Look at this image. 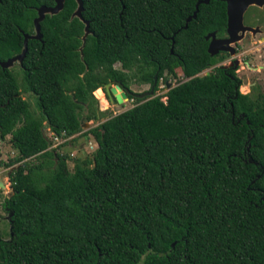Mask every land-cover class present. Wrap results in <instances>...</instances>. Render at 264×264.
<instances>
[{
    "label": "trees",
    "instance_id": "16d2710c",
    "mask_svg": "<svg viewBox=\"0 0 264 264\" xmlns=\"http://www.w3.org/2000/svg\"><path fill=\"white\" fill-rule=\"evenodd\" d=\"M82 1L83 43L64 0L27 40L20 83L0 67V139L16 151L0 264H264V90L240 93L234 69L215 66L224 55L206 51L204 35L224 31V2L198 5L183 29L195 0ZM52 4L0 0V60L20 52L17 27L32 32L34 8ZM177 68L185 80L164 101L135 98L88 128L96 147L68 169L50 140L99 117L95 88Z\"/></svg>",
    "mask_w": 264,
    "mask_h": 264
},
{
    "label": "rangeland",
    "instance_id": "374dc122",
    "mask_svg": "<svg viewBox=\"0 0 264 264\" xmlns=\"http://www.w3.org/2000/svg\"><path fill=\"white\" fill-rule=\"evenodd\" d=\"M245 21L252 24L254 19L250 17L249 14H247ZM259 35L260 34H255V36L251 37L248 35V33H246L245 38L239 41L236 54L224 55V59L215 64L217 67H232L234 69L236 76L239 77L241 81L238 91L243 94L251 93L253 86L257 87V89L264 90V41L258 42L255 40ZM11 70L15 76L19 75L18 82L20 83L21 71L19 66L14 63ZM208 71H210V68L203 70L199 74L201 75ZM164 77L168 79L171 86L185 80L178 68L175 69L174 74L168 75L164 73L162 79ZM162 79L158 80L157 90L153 95H151V97L159 95L160 99L164 101L165 90H163ZM146 87L147 85L144 83H134L133 81L130 82V89L135 93L142 92L146 89ZM94 93L96 96H98V110L102 112L99 117L97 119L88 121L82 119L81 129L76 134L68 137L67 139L50 140L51 146L62 144L57 150L60 153L68 154L69 157L66 163L69 170H72L76 159H83L85 156H90L91 152L96 147L95 141L91 135L82 134L88 128L95 126L110 116L130 108L135 103V100L128 99L126 101L123 100L122 103L113 102L107 104L103 101L98 91H95ZM21 96L29 102V106L33 111L36 110L34 104V95H30L28 92H22ZM100 107H102V109H100ZM43 133L50 138V133L46 127L43 128ZM14 155H16V151L11 145L9 135H6L3 139H0V183L3 184V187H0V239L2 240H8L10 236V225L8 220L9 212L4 208L3 200L11 193L8 174L12 170L13 166H8L6 163ZM32 161L36 162L34 159Z\"/></svg>",
    "mask_w": 264,
    "mask_h": 264
},
{
    "label": "water",
    "instance_id": "95a60500",
    "mask_svg": "<svg viewBox=\"0 0 264 264\" xmlns=\"http://www.w3.org/2000/svg\"><path fill=\"white\" fill-rule=\"evenodd\" d=\"M62 1L63 0H54L55 4L52 7H47V6H40L37 9V17L34 18L33 20V25L35 29V33L33 35H27L24 34L23 38V47L22 50L20 51L19 54L14 55L12 57H9L5 60H0V67L1 68H8L10 67L13 62L18 61L21 62L24 53L26 51V42L28 38H36L40 39L41 34L39 31V21L42 20L43 14L44 13H49V14H54L57 11H59L62 8ZM208 0H201L200 2L206 3ZM225 1L226 3V15H227V33L228 36L225 39H214L212 38L211 41L209 42L207 52L212 55L217 52V50H223V51H229L230 53L233 52V49L230 44L234 43L235 41L239 40L243 33L245 31H251L254 33L257 29H251L248 26H244L242 24V13L244 10L249 6V5H258L261 6L264 4V0H221ZM78 2V7L75 12V14L79 15V12L81 10V1L77 0ZM198 3H196L195 7L197 6ZM196 10L191 14V16L187 17L185 20V23L190 20V18L194 17ZM185 27V25H184ZM237 32L239 34H237ZM88 33L87 29V22H85L84 26V33L81 37L82 41L84 40L86 34ZM212 36L213 33H210ZM209 35L206 36V38ZM81 50V47L79 48V51ZM208 72H205L207 74ZM168 86V83H167ZM106 93L109 97V99L112 101L114 99L116 103H122L123 100H127V94H131L127 89H122L118 83H114L111 85L110 83H106L104 85ZM151 93V89L148 92H143V93H132V96L135 98H142L146 95H149ZM0 187H3V184L0 183Z\"/></svg>",
    "mask_w": 264,
    "mask_h": 264
},
{
    "label": "flooded vegetation",
    "instance_id": "af4514ba",
    "mask_svg": "<svg viewBox=\"0 0 264 264\" xmlns=\"http://www.w3.org/2000/svg\"><path fill=\"white\" fill-rule=\"evenodd\" d=\"M80 1H81V10H80V12H79V15L75 14V12H76V10H77V7H78V2H77V0H74L75 6H74L73 10L71 11L70 18L75 17V18L79 19V20L83 23V33H84L85 22H87V29H88L89 23H88V20H87V19H84L83 16H82V11H83V1H82V0H80ZM200 1H201V0H195V2H194V9H193L192 13H193L195 10H196V12H197V10H198V5H200V4H206L209 0H208L206 3H203V2H200ZM219 1H221V0H219ZM63 2H64V0L62 1V7H63ZM223 2H224V4H225V6H226L225 1H223ZM196 3H198V4H197V6L195 7ZM54 4H55V2H54V0H53V4L50 5V6H47V7H52ZM40 6H45V5H39V6H37V7L34 8V10H35V15H34V16L32 17V19H31V22H32V28H33L31 33L23 32L19 27H17V30L22 34V37H23V38H24V34H27V35H33V34L35 33V29H34V25H33V20H34V18L37 17V9H38ZM61 9H62V8H61ZM61 9H60V10H61ZM57 12H58V11H57ZM57 12H56V13H57ZM196 12H195V15H196ZM192 13H191V14H192ZM46 14H49V13H44V14H43V18H44V16H45ZM54 14H55V13H54ZM191 14L188 15L187 17L191 16ZM225 14H226V8H225ZM247 14H249V16L252 17V18L254 19V21H253L252 24H251V23H248V22L245 21V17H246ZM50 15H51V14H50ZM195 15H194V17H195ZM187 17H186V18H187ZM194 17L190 18V20L193 19ZM247 17H248V16H247ZM43 18H42V19H43ZM186 18L184 19V25H185V27H184V25L182 26L183 29L186 28L187 23L190 21V20H189V21H187V22L185 23ZM40 21H41V20H40ZM40 21H39V23H40ZM242 24H243L244 26H248V27H250L251 29H257V30H256L254 33H252L251 31H245V32L243 33L242 37H241L239 40H237V41H235L234 43L230 44L231 47H232V49H233V52H232V53H230L229 51L217 50V52H216L215 54H212V55H234V54H236V49H237V47H238V45H239V41H241L242 39L245 38L246 33H248V35H250L251 37L255 36V34H260L255 40L258 41V42H259V41L263 42V41H264V4L261 5V6H258V5H249V6L244 10V12L242 13ZM226 29H227V15H226V21H225L224 31H223L222 34L216 35V32H215V31H211V32H208L207 34L204 35V39L207 40L206 51H207V48H208L209 42L211 41L212 38L217 39V40H220V39H225V38L229 37ZM178 30H179V29H177L176 31H173L172 34L169 36V40H170L169 53H170V54L172 53L173 35H174ZM39 31H40V26H39ZM89 32H90V31H89V29H88V33H89ZM83 33H82V35H83ZM88 33H87V34H88ZM210 33H213V35L211 36ZM40 34H41V32H40ZM87 34H86V35H87ZM237 34H239V33L237 32ZM82 35H81V37H82ZM207 35H209V36L206 38ZM81 37H80V39H81ZM85 37H86V36H85ZM40 38H41V37H40ZM28 39H31V38H28ZM28 39H27V40H28ZM32 39H36V38H32ZM84 39H85V38H84ZM260 39H261V40H260ZM81 41H82V39H81ZM83 41H84V40H83ZM83 41H82V43H83ZM26 44H27V42H26ZM22 47H23V39H22ZM80 47H82V45L79 46L77 49L79 50ZM21 50H22V48H21ZM21 50H20V51H21ZM19 53H20V52H19ZM19 53H17V54H19ZM207 53H208V52H207ZM17 54H15V55H17ZM24 54H25V53H24ZM208 54H209V53H208ZM209 55H210V54H209ZM13 56H14V55H13ZM11 57H12V56H11ZM14 63H16V65L19 66V64H20L21 62L15 61V62H13V64H14ZM13 64H12V65H13ZM12 65H11L10 67H12ZM114 67L119 68L123 73H124V72L127 73V70L124 69V68H122L119 62L114 63ZM8 68H9V67H8ZM131 79H132V78H129L128 76L125 75V79H124V81L127 82L126 85H125L123 82H121V81H119V80H117V79H112V80H110V81H108V82H106V83H110L111 85H113L114 83L117 82L118 85H119L122 89H127V90L131 93V94H127V98H128V99H132V100H134L135 97L132 96V93H135V92H133V91L130 89V82H132V81H133L134 83H139V82H136L135 80H131ZM133 79H134V78H133ZM161 79H162V77H160L158 80H161ZM158 80H156L155 75H153V76H152V82H151V83H148V82H142V83L146 84L147 87H146L145 90H143V91L140 92V93L148 92L150 89H151V93H150L149 95H146V96L142 97V98H136V99H140V101H142V100H144V99H146V98H150L151 95H153L154 92L157 90ZM162 80H163V90H165V91H164V93H165V92L171 87V85H170V82L168 81L167 78H163ZM106 83H104L102 87H97V88H95V89H97V90L94 89V90L92 91V94H93L94 98H95L96 100L98 99V96H96V94L94 93L95 91H98L99 94H100V96H101V98L103 99V101L106 102L107 104H109V103H113V102H116L114 99H112V101L109 99V97H108V95H107V93H106L105 87H104V85H105ZM167 83H168V86H167ZM128 96H129V97H128ZM155 96H156V95H155ZM128 99H127V100H128ZM125 101H126V100H125ZM105 108H106V107H105ZM100 109H102V107H100ZM10 194H11V193H10Z\"/></svg>",
    "mask_w": 264,
    "mask_h": 264
},
{
    "label": "built area",
    "instance_id": "2783aa9c",
    "mask_svg": "<svg viewBox=\"0 0 264 264\" xmlns=\"http://www.w3.org/2000/svg\"><path fill=\"white\" fill-rule=\"evenodd\" d=\"M53 139H54V140H57V138H56V137H54Z\"/></svg>",
    "mask_w": 264,
    "mask_h": 264
}]
</instances>
